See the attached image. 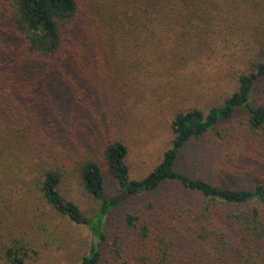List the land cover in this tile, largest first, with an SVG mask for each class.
I'll return each instance as SVG.
<instances>
[{"label":"trees","instance_id":"obj_1","mask_svg":"<svg viewBox=\"0 0 264 264\" xmlns=\"http://www.w3.org/2000/svg\"><path fill=\"white\" fill-rule=\"evenodd\" d=\"M122 1L112 15L96 0H0V157L16 146L28 159L34 152L30 180L55 212L93 236L78 264H264V173L242 188L176 167L191 140L221 141L239 112L247 114L252 160L264 145V100L255 98L264 78V0ZM166 32L176 38H158ZM142 33L151 39L139 40ZM230 38L244 47L219 58L247 59L250 69L222 103L176 113L171 145L144 177H130L124 139L100 140L95 151L84 145L83 123L102 115L104 104L117 113L118 83L127 85L131 68L144 69L147 52L163 54L170 68L174 58L188 66L229 48ZM108 173L119 184L115 195L106 192ZM68 177L99 202L94 215L62 193ZM132 198L142 210L127 211L116 233V211ZM8 253L9 264H32Z\"/></svg>","mask_w":264,"mask_h":264},{"label":"rangeland","instance_id":"obj_2","mask_svg":"<svg viewBox=\"0 0 264 264\" xmlns=\"http://www.w3.org/2000/svg\"><path fill=\"white\" fill-rule=\"evenodd\" d=\"M96 3L112 15L117 13V7L124 5L122 0H96ZM131 37L129 41L133 40ZM158 38L168 42L176 35L166 32L160 33ZM138 39L146 41L151 37L142 33ZM231 40L229 48L204 56L200 63L192 61L188 66H180L179 59L174 58L172 64H177L176 68L168 67L163 54L147 52L144 69L133 71L131 68L127 85L118 83L117 113H113L114 105L104 104L106 110L102 115L83 123L84 131L79 134L84 145L95 151L100 140L112 136L124 139L128 144L126 162L130 177H144L170 147L176 113L194 106L207 110L222 103L238 87L239 74L250 69L247 59L231 58L226 62V58H219L223 52L230 54L233 49L238 50L235 46L244 47L243 41L231 43ZM255 98L256 102L264 100V78L256 83ZM105 115H109L108 118H103ZM246 115L239 112L227 123L221 141L213 134L191 140L178 157L177 169L220 185L244 188L262 182L264 145L256 150L252 160L250 152H254L250 148L255 146L249 144L248 136L243 134ZM28 156L16 146L0 157V264H9L8 249L11 248L32 264H78L90 249L91 231L85 225L69 221L48 205L36 182L30 180L36 173L31 165L36 160L35 154L32 152L30 159ZM118 190L119 184L108 173L107 194L115 195ZM61 191L88 215H94L99 209V202L86 194L75 177H68ZM142 202L132 198L117 209L113 223L116 233L123 230L126 212L141 211ZM110 240L103 246L104 256L110 253Z\"/></svg>","mask_w":264,"mask_h":264}]
</instances>
